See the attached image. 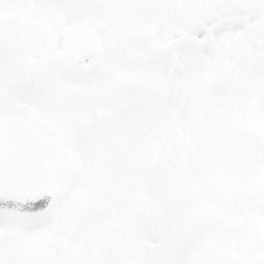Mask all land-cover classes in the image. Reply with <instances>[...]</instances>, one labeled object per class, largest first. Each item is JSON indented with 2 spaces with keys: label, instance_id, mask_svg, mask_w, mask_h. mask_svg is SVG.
<instances>
[{
  "label": "snow or ice",
  "instance_id": "6c2138e0",
  "mask_svg": "<svg viewBox=\"0 0 264 264\" xmlns=\"http://www.w3.org/2000/svg\"><path fill=\"white\" fill-rule=\"evenodd\" d=\"M13 98L55 151L0 264H264V0H0V167Z\"/></svg>",
  "mask_w": 264,
  "mask_h": 264
},
{
  "label": "water",
  "instance_id": "95a60500",
  "mask_svg": "<svg viewBox=\"0 0 264 264\" xmlns=\"http://www.w3.org/2000/svg\"><path fill=\"white\" fill-rule=\"evenodd\" d=\"M64 54L70 56L71 51ZM96 58L97 52L93 49L82 53L77 59L80 64L88 66ZM3 136L4 142L12 144L15 151L0 167V195L13 197L22 205L29 196L42 194L36 180L44 174V164L50 153L55 151V146L47 142L46 129L33 117L9 109Z\"/></svg>",
  "mask_w": 264,
  "mask_h": 264
},
{
  "label": "flooded vegetation",
  "instance_id": "af4514ba",
  "mask_svg": "<svg viewBox=\"0 0 264 264\" xmlns=\"http://www.w3.org/2000/svg\"><path fill=\"white\" fill-rule=\"evenodd\" d=\"M114 21H115V16L112 13L99 14L98 18H97V26L101 31H103L105 33H110V30L113 27ZM73 26L74 25L72 23H69L67 25L68 28H71ZM62 48H63V43H61V49ZM8 109L28 114L31 117H33L37 121V123H39L44 128H46V125L44 123L38 121V119H37L38 109L36 108L35 105L20 103V102H17L15 100V98H13L9 102ZM4 145H5L4 161H6L12 156V154L14 152V148L11 144H9L7 142H4Z\"/></svg>",
  "mask_w": 264,
  "mask_h": 264
},
{
  "label": "rangeland",
  "instance_id": "374dc122",
  "mask_svg": "<svg viewBox=\"0 0 264 264\" xmlns=\"http://www.w3.org/2000/svg\"><path fill=\"white\" fill-rule=\"evenodd\" d=\"M134 19H135L137 22H142V21H143V17H142V16L134 17Z\"/></svg>",
  "mask_w": 264,
  "mask_h": 264
}]
</instances>
